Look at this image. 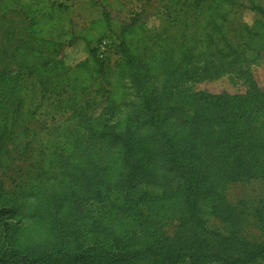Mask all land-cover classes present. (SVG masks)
<instances>
[{
  "label": "trees",
  "instance_id": "16d2710c",
  "mask_svg": "<svg viewBox=\"0 0 264 264\" xmlns=\"http://www.w3.org/2000/svg\"><path fill=\"white\" fill-rule=\"evenodd\" d=\"M0 2L3 14L24 13L29 31L10 53L14 71L0 62V159L11 153L6 145L20 144L42 105L26 104V78L35 79L41 98L59 97L62 111L71 113L64 140L37 154V170L17 191L0 183V219L69 208L54 218L52 241L15 246L6 235L0 264H264V217L253 231L224 193L230 182L264 178V88L252 82L240 94L186 88L259 57L264 5L251 0L258 17L238 23L232 38L240 0H166L163 30L138 19L125 25L110 67L92 46L111 27L107 14L81 36L86 56L68 64L60 54L65 5ZM95 100L97 118L89 112ZM122 113L130 120L124 128L107 124ZM169 174L176 185L147 200L142 186ZM91 202L100 206L97 215ZM145 207L154 223L133 214ZM171 219L177 222L172 237L158 226Z\"/></svg>",
  "mask_w": 264,
  "mask_h": 264
},
{
  "label": "rangeland",
  "instance_id": "374dc122",
  "mask_svg": "<svg viewBox=\"0 0 264 264\" xmlns=\"http://www.w3.org/2000/svg\"><path fill=\"white\" fill-rule=\"evenodd\" d=\"M67 7L68 18L61 25L60 42L61 55L64 56L68 64H74L83 59L87 54V48L81 36L87 31L89 24L98 19H102L105 14L110 18L111 27L100 44L96 47V57L107 66H114L118 60V34L120 30L133 20H145L147 25L154 30L162 31L164 28L161 19V6L166 0H55ZM241 6L230 23V36L237 37L236 25L251 24L257 13L251 8V0H240ZM258 4L264 5V0H254ZM28 19L19 9L9 10L3 14L0 2V62L9 70L14 71L15 63L10 58V53L14 49L16 42L27 37ZM248 73L251 80L245 75ZM264 88V50L255 60L245 62L235 70L226 72L220 76L206 79L200 82L189 83L186 88L190 91H206L210 93L240 94L249 90L251 84ZM26 104L33 108L35 104L41 102L36 117L29 120L25 136L20 140V144H8L5 148L11 151L0 159V183L7 191L17 189V185L27 181L31 173L37 170V154L46 152L49 142L60 143L71 129L70 112H64L61 108L59 97L46 95L41 98V88L36 84L35 79L26 78L22 82ZM89 112L97 118L100 111L99 100H95ZM125 113L107 121L109 126L114 123L120 128H124L127 122ZM172 121V120H171ZM133 124V123H132ZM24 127L20 129L22 131ZM64 148V147H63ZM9 155L11 156L9 158ZM9 158V159H8ZM52 175V174H51ZM55 178V176H53ZM53 178V179H54ZM176 179L169 174L167 181L160 179L156 185L142 186L145 190L147 200L152 196H162L164 190L174 187ZM17 191V190H16ZM229 203L236 206V213L250 224L251 229L256 231L259 227V218L264 217V178L244 179L230 182L224 190ZM93 205V206H92ZM32 204L27 205V209ZM12 208V206L10 205ZM69 206L65 204L62 208L51 209L45 215L31 218L28 216H13L11 213L1 215L0 219V248L5 246V236H9L15 246H25L27 244H42L54 239L53 220L64 216ZM88 208L93 215L100 211L98 203L91 202ZM142 213V219L147 223L155 222L148 213V208L144 210L135 208L133 214ZM68 216V215H66ZM222 227L218 220L213 222ZM177 222L174 219L163 220L158 226L162 233L173 236ZM260 228V227H259ZM259 230V229H258Z\"/></svg>",
  "mask_w": 264,
  "mask_h": 264
}]
</instances>
